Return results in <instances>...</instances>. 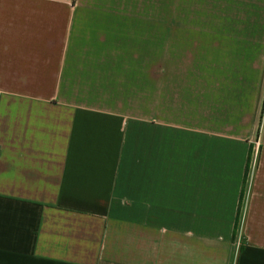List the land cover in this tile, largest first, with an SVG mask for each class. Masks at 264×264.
<instances>
[{"label": "crops", "instance_id": "1", "mask_svg": "<svg viewBox=\"0 0 264 264\" xmlns=\"http://www.w3.org/2000/svg\"><path fill=\"white\" fill-rule=\"evenodd\" d=\"M0 264H264V0H0Z\"/></svg>", "mask_w": 264, "mask_h": 264}, {"label": "trees", "instance_id": "2", "mask_svg": "<svg viewBox=\"0 0 264 264\" xmlns=\"http://www.w3.org/2000/svg\"><path fill=\"white\" fill-rule=\"evenodd\" d=\"M248 171H249V166H248V168H247V172H246V176H245V181H244V188H245V186H246V184H247V179H248Z\"/></svg>", "mask_w": 264, "mask_h": 264}]
</instances>
